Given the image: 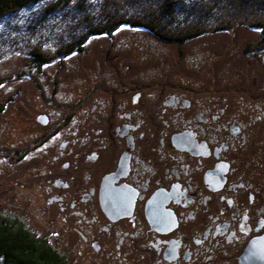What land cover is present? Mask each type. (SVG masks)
Masks as SVG:
<instances>
[{
    "label": "flooded vegetation",
    "instance_id": "af4514ba",
    "mask_svg": "<svg viewBox=\"0 0 264 264\" xmlns=\"http://www.w3.org/2000/svg\"><path fill=\"white\" fill-rule=\"evenodd\" d=\"M98 37L108 47L89 58L91 74L74 65L71 83L54 78L44 86L36 74L44 73L48 54L37 46L22 71L3 79L40 91L29 95V107L25 94L3 99L9 110L0 114L7 121L0 143L14 146L21 167L12 216L46 241L58 219L65 235L75 233L78 248L103 264H264V65L240 77L219 64L230 72L206 78L195 54L193 64L181 71L172 63L171 77H162L146 62L144 68V56L111 54L112 36L101 32H80L75 47L60 48L78 56ZM262 37L245 52L263 58L264 46L255 45ZM186 51L178 56L187 60ZM99 78L112 92H97ZM86 83L93 100L75 99ZM23 177L40 181L27 197ZM34 206L42 215L29 224L20 214Z\"/></svg>",
    "mask_w": 264,
    "mask_h": 264
},
{
    "label": "rangeland",
    "instance_id": "374dc122",
    "mask_svg": "<svg viewBox=\"0 0 264 264\" xmlns=\"http://www.w3.org/2000/svg\"><path fill=\"white\" fill-rule=\"evenodd\" d=\"M168 4L175 9V21L186 25L195 22L200 24L205 31L200 35L188 38L189 40H181V43L177 40H173V42L164 40L146 27H137L125 22L106 31H96V28L100 27L97 25L98 23L103 24L112 17L120 15L129 20L146 19L148 14L153 11H161ZM262 25H264V0H71L68 4L60 5L57 4V0H38V2L29 3L17 12L7 14L0 19V79L8 78V76L22 71L24 60L26 61L30 56L28 50L33 46L47 50L48 59L46 63L42 64L44 73L36 74L38 78L40 76L44 86L54 78L64 82L68 81V83L73 82L74 65L78 68V72L82 70L81 64L84 65L87 73L91 74L93 71L91 62L96 59L99 52L101 54L102 50L108 47L109 42L106 38L98 37L97 41L95 39L88 40L87 46L78 56H69L72 52L64 53L60 48L65 44L71 48L75 47L74 37L80 32L89 31V29L91 30L89 33L101 32L112 36L114 48H109L111 54L118 50L128 52L131 57L134 53L138 57L144 56V68H146L144 64L146 62L152 66L146 70H157L162 77L166 74L169 75L173 70L172 63L175 69L179 68L182 71L185 63L193 64L195 62L192 58L196 55L197 59L199 55L202 56L200 71L206 73V78L217 71H224L223 69L230 72L229 68H223L225 65L235 69L234 72L239 76L247 68L251 74H254L253 72L258 70L257 67L260 68L264 65V55H262L263 58H256L258 55L253 56L251 53L245 52V46L248 42L251 43L250 41H257L262 35ZM181 49L182 51L187 50L189 56H187V60H184L183 52L181 57L178 56ZM93 56H95L94 59ZM89 58L92 59L90 64H88ZM222 62L223 64H221ZM219 64L223 67L218 68ZM99 66L101 67L99 68ZM99 66V74L101 73L100 76H102L104 67L101 63ZM190 72L199 73L197 68H191ZM225 75L227 74L224 73L223 76ZM262 77H264V70L260 73V78ZM12 80L3 82L0 87V104L3 105L0 108V114L9 110L8 104L3 100L5 93L25 94L27 99L23 107H29L34 102V98L29 95H36L40 92H36L32 83L29 90L22 91V85L16 81L12 82ZM99 81L103 83L100 78ZM99 81L96 84L98 93H101L102 90L108 93L112 92V86L106 84L107 82L103 83V86ZM82 87L85 91H83L84 94L74 98L93 100V96L90 95L93 92L91 84L86 83ZM259 91L262 90L260 88L253 89V96H258ZM49 92L45 90L43 93L46 95L44 96H48ZM97 96L99 97V95ZM14 99L18 106L21 103V95L14 96ZM2 123L7 125V121L0 116V126ZM11 127L8 124L7 128ZM0 129H4V126ZM0 133V138L7 134L1 130ZM1 147L2 150H8L10 158L7 160L3 157L4 160L0 158V214L12 216L11 210L14 208L12 203H15L14 196H16L15 186L18 185L16 178L21 167L16 166L13 162L14 152L12 150L14 146L5 141ZM38 182L40 183L39 179H33L30 183L23 177L20 180V192L27 197L26 191L38 186ZM2 194H4V200L1 197ZM20 215L29 224H33L36 220H40L42 211L34 206V208L22 210ZM43 223L46 225L45 221ZM55 224L57 226H50L44 235L48 236L50 231L54 232L53 236H49L52 239L48 241L64 256L66 264H85L89 263L90 259L96 264H103V257L88 255L86 250L78 248L75 233L65 235L67 231L62 229L63 222L60 223L57 219Z\"/></svg>",
    "mask_w": 264,
    "mask_h": 264
},
{
    "label": "trees",
    "instance_id": "16d2710c",
    "mask_svg": "<svg viewBox=\"0 0 264 264\" xmlns=\"http://www.w3.org/2000/svg\"><path fill=\"white\" fill-rule=\"evenodd\" d=\"M71 0H57V4L69 3ZM38 0H0V19L19 9L24 8L29 3H36ZM175 9L169 4L165 5L161 11H153L147 15L146 19H125L123 16L112 17L103 24L98 23L96 31H106L115 28L119 23L133 24L137 27H147L153 34L164 40L183 41L192 36H196L205 30L200 24L195 22L183 24L175 21ZM175 23V25H174ZM262 38L255 44L264 46V25L261 26ZM89 31H91L89 29ZM84 31V32H89ZM249 45H253L249 43ZM72 49V48H71ZM0 87L3 79H0ZM0 264H66L64 256L59 253L50 241L39 238L15 217L0 214Z\"/></svg>",
    "mask_w": 264,
    "mask_h": 264
}]
</instances>
